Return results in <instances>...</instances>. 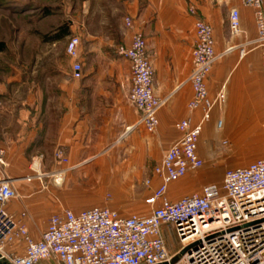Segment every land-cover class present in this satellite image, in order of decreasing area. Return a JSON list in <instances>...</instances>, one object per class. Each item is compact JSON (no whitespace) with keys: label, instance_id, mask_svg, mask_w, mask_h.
I'll use <instances>...</instances> for the list:
<instances>
[{"label":"crops","instance_id":"obj_1","mask_svg":"<svg viewBox=\"0 0 264 264\" xmlns=\"http://www.w3.org/2000/svg\"><path fill=\"white\" fill-rule=\"evenodd\" d=\"M76 4L58 21V27L62 21L69 25V34L59 40H43L48 48L33 56L32 92L29 103L18 109L15 117L17 133L1 126L0 150L5 149L8 166L0 165V180L20 182L29 189L36 181L29 183L23 178L30 174L29 160L40 154L43 172L54 173L55 183L66 194L78 187V173L92 178L98 171L113 187L126 186L117 191L118 196H131L139 202L137 212L130 214L121 213L112 204L114 200L100 206L125 216L149 214L151 207L145 201L161 183L154 169L182 137L176 125L186 118L198 124L203 117L200 109L192 112L188 107L194 96L190 77L197 19L213 26L219 55L206 81L209 95L213 98L224 90L226 102L215 106L210 121L203 125L198 142V155L204 161L201 177L189 172L182 181L172 183L168 198L173 202L205 185L220 186L226 170L245 168L264 157L263 54L262 49L251 45L258 30L254 11L242 0H87ZM232 9L240 11L241 29L236 35L229 25ZM52 14L41 20L45 35L57 28L50 21ZM127 18L131 27L126 25ZM138 32L148 43L155 95L164 101L157 113L155 133L140 125L141 116L129 100L131 62L117 54L120 46L131 45ZM72 36L80 38L78 60L68 55L67 45L62 55L55 49ZM50 46L54 48L49 50ZM77 61L82 65L80 80L72 74ZM220 120L222 127L217 128ZM3 121L9 126L8 118ZM57 149L65 151L68 165H57L53 156L47 163L48 152ZM15 161L21 163L20 168L14 167ZM107 169L112 172L110 178ZM31 199V195L20 193L7 208L16 217L22 212L33 214L36 210ZM71 204L79 203L64 202ZM51 216L36 227L28 214L25 223L35 240H40Z\"/></svg>","mask_w":264,"mask_h":264},{"label":"built area","instance_id":"obj_2","mask_svg":"<svg viewBox=\"0 0 264 264\" xmlns=\"http://www.w3.org/2000/svg\"><path fill=\"white\" fill-rule=\"evenodd\" d=\"M254 11L257 37L251 45L262 49L264 68V0H242ZM191 12L195 14L194 10ZM127 27L132 26L130 18ZM231 33L240 29V11L232 9ZM196 45L192 51L193 73L190 83L194 96L189 110H201L203 117L195 124L186 118L176 125L182 137L163 155L154 169L161 183L145 203L149 214L122 215L106 206L79 211L65 210L48 219L40 240L31 236L25 221L27 212L16 217L8 210L12 200L20 197L10 179L0 180V264H264V157L245 168L226 170L223 182L205 185L201 192L187 194L176 201L168 198L169 187L204 166L198 155L203 125L210 121L215 106L226 102L224 90L211 98L206 85L213 65L219 59L215 50L214 28L197 19ZM68 55L78 60L80 38L70 37ZM117 54L131 62L132 90L129 100L138 110L142 124L155 133L158 111L164 101L154 92V70L148 56V43L142 33L133 35L131 45L120 46ZM75 79H81L82 65L72 67ZM222 121L217 128L222 127ZM6 151L0 150V165L8 166ZM57 165L69 164L63 149L54 153ZM43 157L31 162L32 173L24 181L42 183L54 173L42 171ZM171 225L179 246L168 248L163 232Z\"/></svg>","mask_w":264,"mask_h":264},{"label":"rangeland","instance_id":"obj_3","mask_svg":"<svg viewBox=\"0 0 264 264\" xmlns=\"http://www.w3.org/2000/svg\"><path fill=\"white\" fill-rule=\"evenodd\" d=\"M83 2H87V0H0V43L6 48L4 51H0V130L3 125L4 130L17 133L19 123L15 117L18 109L29 103L27 99L30 98L32 92L33 81L30 73L33 56L36 52L43 53L48 48L43 41L45 36L41 21L43 16L53 13L50 21L54 28L56 25L57 28L52 29L49 34L58 32L59 28L65 23L62 21L58 27V21L65 17V14L73 8L74 4L79 5ZM69 39H65L55 47L59 55L65 52ZM53 48V46H50L49 50ZM6 109H8V113ZM7 118L10 123L9 126L5 125L6 121L1 122ZM16 138L18 137L16 136ZM48 153L50 157L47 158V163L50 164L54 152L50 150ZM39 156L40 154L33 156V159L29 160L30 164ZM14 167L20 168L21 163L15 161ZM29 172L32 173L31 170ZM105 173L109 178L112 176L111 170L107 169ZM194 174L197 178H200L201 169L194 172ZM78 175L81 178L78 187L72 189L73 192L71 191L69 195L65 193L64 188L60 189L52 176H46L42 183L35 180L36 182L31 184L29 189H24L23 184L20 182L13 183L19 193L32 196L31 201L36 211L33 214L29 211L28 214L31 222L36 227L42 226L45 218L56 215V213L100 206L105 204L106 200H114L112 204H116L123 214L137 212L136 207L139 206V202L133 200L131 196L127 199L117 195V191L126 186L113 187L111 183H108L109 180H102L103 175L98 171L92 173V178L87 177L85 173H78ZM13 179L20 180V178ZM55 184L58 187L55 188ZM201 190H196L193 193H199ZM63 195L70 199H65ZM71 201L79 204L64 205V202ZM163 232L170 251L173 253L179 249V240L173 227L166 225ZM43 264L49 263L43 262Z\"/></svg>","mask_w":264,"mask_h":264},{"label":"trees","instance_id":"obj_4","mask_svg":"<svg viewBox=\"0 0 264 264\" xmlns=\"http://www.w3.org/2000/svg\"><path fill=\"white\" fill-rule=\"evenodd\" d=\"M69 25L65 23L61 28H59L57 33L49 34L44 36L45 41H51V40H59L61 38H64L67 34H69ZM6 48L2 43H0V51H4Z\"/></svg>","mask_w":264,"mask_h":264},{"label":"water","instance_id":"obj_5","mask_svg":"<svg viewBox=\"0 0 264 264\" xmlns=\"http://www.w3.org/2000/svg\"><path fill=\"white\" fill-rule=\"evenodd\" d=\"M1 264H6V263L3 262V263H1Z\"/></svg>","mask_w":264,"mask_h":264}]
</instances>
